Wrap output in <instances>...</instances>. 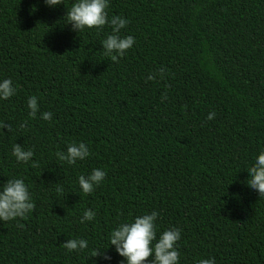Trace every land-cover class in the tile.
I'll return each mask as SVG.
<instances>
[{
	"label": "trees",
	"instance_id": "16d2710c",
	"mask_svg": "<svg viewBox=\"0 0 264 264\" xmlns=\"http://www.w3.org/2000/svg\"><path fill=\"white\" fill-rule=\"evenodd\" d=\"M75 2L0 0V82L17 86L0 100L12 128L0 129V188L23 179L35 203L0 221V264H127L110 233L153 211L157 239L181 229L179 264H264V197L247 185L264 151V0H109L135 39L118 62L102 47L110 26L71 30ZM73 142L90 155L69 165L55 153ZM14 144L34 152L27 164ZM93 169L107 175L85 195L78 178ZM87 209L95 219L80 223ZM73 238L88 247L68 252Z\"/></svg>",
	"mask_w": 264,
	"mask_h": 264
},
{
	"label": "clouds",
	"instance_id": "9594fccd",
	"mask_svg": "<svg viewBox=\"0 0 264 264\" xmlns=\"http://www.w3.org/2000/svg\"><path fill=\"white\" fill-rule=\"evenodd\" d=\"M44 2L49 7L62 4V0H44ZM108 7L109 0H76L66 13V20L74 32L92 28L101 30L105 25L110 26L111 34L102 41V47L106 57H110L113 62H118L135 44V39L132 36H121V30L127 26L129 21L118 15H113L110 18ZM165 71L164 68L159 69V75L163 77ZM147 79L153 80L155 75H149ZM16 91L17 86H13V81L10 78L0 82V100L13 97ZM163 99H167V96H163ZM27 107L30 110L29 118L35 119L39 111L36 96L29 97ZM52 115L51 112H44L41 114V119L51 120ZM215 115V112L209 113L206 119L212 120ZM26 125L27 121L22 123L21 127H26ZM4 128H7L8 132L12 131L10 124L0 121V129ZM12 155L17 162L27 164L34 156V152L31 149L25 150L19 144H14ZM55 155L59 160L73 165L77 161L87 158L90 151L85 143L73 142L67 145L66 152L58 151ZM39 166V163L35 161L31 164L33 168ZM248 173L250 176L247 181L248 187L258 192L260 197H264V151L259 153ZM106 175L107 173L102 169H93L87 176L81 175L78 178L80 189L85 195L91 194ZM57 191H62V188L58 187ZM34 209L35 203L23 179H9L0 188V221L23 219ZM95 216L96 213L92 209H87L84 211L80 223L92 221ZM158 216L159 213L153 211L150 214L136 217L134 222L120 224L110 233L109 246H114L116 253L123 257L127 264H179L180 252L177 242L181 239V229L173 227L164 230L157 239L156 220ZM18 227L23 228V225L19 224ZM61 246L68 252L81 251L88 247V242L84 239L73 238L66 240ZM102 250L106 249H94L90 257L110 260L111 257ZM198 264H216V260L214 257L201 259Z\"/></svg>",
	"mask_w": 264,
	"mask_h": 264
}]
</instances>
